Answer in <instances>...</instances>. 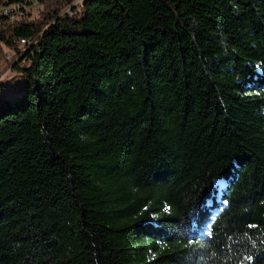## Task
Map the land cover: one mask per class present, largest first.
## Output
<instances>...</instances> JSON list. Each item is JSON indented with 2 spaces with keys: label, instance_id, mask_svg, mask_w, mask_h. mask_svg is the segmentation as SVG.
Returning <instances> with one entry per match:
<instances>
[{
  "label": "trees",
  "instance_id": "1",
  "mask_svg": "<svg viewBox=\"0 0 264 264\" xmlns=\"http://www.w3.org/2000/svg\"><path fill=\"white\" fill-rule=\"evenodd\" d=\"M21 1L0 264H264V0Z\"/></svg>",
  "mask_w": 264,
  "mask_h": 264
},
{
  "label": "rangeland",
  "instance_id": "2",
  "mask_svg": "<svg viewBox=\"0 0 264 264\" xmlns=\"http://www.w3.org/2000/svg\"><path fill=\"white\" fill-rule=\"evenodd\" d=\"M44 8H45V4L40 3V6L38 8H32L31 10H29V12L31 11V15L37 16L39 12L43 10ZM8 52H11V50L10 51L7 50L4 53L0 52V59L4 58L5 53H8ZM4 71H5V68L0 69V77L2 76ZM10 73L13 74V77H9L7 75L4 78L0 79V91L2 95H5V94L12 95L18 92L19 89H21L23 85L26 84L27 78L17 68L13 69V71Z\"/></svg>",
  "mask_w": 264,
  "mask_h": 264
},
{
  "label": "built area",
  "instance_id": "3",
  "mask_svg": "<svg viewBox=\"0 0 264 264\" xmlns=\"http://www.w3.org/2000/svg\"><path fill=\"white\" fill-rule=\"evenodd\" d=\"M81 0H76L74 3L78 4L80 3ZM40 6V2L38 0H30L28 1H21L17 3L16 5H10V6H5L2 8V13L4 14H10L11 16H14L17 11L20 14H24L25 11H29L32 8H38ZM70 8H68L69 10ZM23 42L27 41V38H22ZM6 58H12L11 52L6 53Z\"/></svg>",
  "mask_w": 264,
  "mask_h": 264
},
{
  "label": "bare ground",
  "instance_id": "4",
  "mask_svg": "<svg viewBox=\"0 0 264 264\" xmlns=\"http://www.w3.org/2000/svg\"><path fill=\"white\" fill-rule=\"evenodd\" d=\"M82 2V0L80 1V3Z\"/></svg>",
  "mask_w": 264,
  "mask_h": 264
}]
</instances>
